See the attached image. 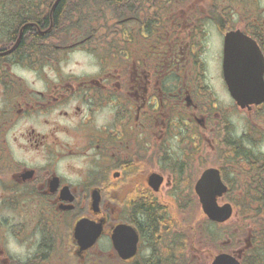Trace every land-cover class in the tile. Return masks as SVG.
<instances>
[{"label":"flooded vegetation","instance_id":"1","mask_svg":"<svg viewBox=\"0 0 264 264\" xmlns=\"http://www.w3.org/2000/svg\"><path fill=\"white\" fill-rule=\"evenodd\" d=\"M79 52L90 69L67 67ZM260 54L264 0H0V264H192L174 170L214 146L232 161L231 252L264 264V104L239 108L223 77L226 57ZM82 220L100 228L85 247Z\"/></svg>","mask_w":264,"mask_h":264},{"label":"water","instance_id":"2","mask_svg":"<svg viewBox=\"0 0 264 264\" xmlns=\"http://www.w3.org/2000/svg\"><path fill=\"white\" fill-rule=\"evenodd\" d=\"M235 58H226L224 63V79L228 91L236 103L244 108L251 104H259L264 101V80L262 62L253 61L251 70L248 67H237ZM155 189L162 181L158 174L153 175ZM227 190L223 183L220 172L215 167L204 169L194 185V191L198 196L203 213L212 221L225 222L232 214V207L229 203L219 205L217 198L221 197ZM87 221H78L75 225V239L85 247L94 243L99 235L100 228L96 227L94 233L90 235L82 234V229L86 228ZM136 236L130 246L126 256L135 252ZM211 264H239L230 254L220 253L216 255Z\"/></svg>","mask_w":264,"mask_h":264},{"label":"rangeland","instance_id":"3","mask_svg":"<svg viewBox=\"0 0 264 264\" xmlns=\"http://www.w3.org/2000/svg\"><path fill=\"white\" fill-rule=\"evenodd\" d=\"M74 59L78 60L77 62H79V66L76 64L75 65L78 66L79 69H90L91 68L88 55L81 53V52L69 54L68 60L66 61L67 67H71V68L73 67L74 68V66L72 64ZM76 66H75V68H77ZM213 68H214V63L212 61H210L208 74H210V76H213L212 84H213L217 94L221 96V97L220 96H217V97L222 99L223 102H225L226 104H228V100L225 98L224 93L220 90L219 86H217L216 76H215V72H214L215 69H213ZM206 153L207 152L203 151V155H205V156H201L200 153L191 155V157H193L194 159L196 158V160H197L194 167H193V169L195 170V173L197 175L192 179V181H195L199 172L203 168L211 165L210 163L213 160V157L210 155H206ZM203 159H207L210 162L205 163V160H203ZM226 169H227V173L229 174V175L227 174L228 178L232 179L233 178L232 167L229 164H227ZM168 190H170V189H168V188L166 189V187L163 186L162 190L160 192V196L164 197V198H167V196H170L168 194L169 193ZM187 191H188V189H184V188L181 189L180 188L177 192H179L180 195L183 194V196H184V195H188ZM192 192H193V187H192ZM191 200H193L194 202L196 200L195 195L193 193L191 194ZM218 201H219V204H221L224 201H226V197H223V198L219 199ZM173 206L176 209L175 213H178V210H177L178 206L175 204ZM196 206H197V204H196ZM199 208L200 207L197 208L195 206L192 208L193 212H192L190 221L188 222V226H187L188 228H191V232L188 231V232H186V234L190 236L191 258L194 259L195 261H197L196 264H210L211 260L213 259V257L217 253L222 252L224 249L227 251L232 250V247H230V248L223 247L222 243L224 240H227V239H225V236H224L225 234H223V233L226 232L227 230L232 229V226H233L232 223L234 221L235 216H233L226 223H224V224H222L216 228V231L218 232V234L222 233L220 236H217V238H215L214 240L207 239L206 237L202 236V239L199 242L197 235L200 234V231L197 228L202 226V224H200V222H203L205 219V217L203 216V214L201 213ZM171 213H174V212L171 211Z\"/></svg>","mask_w":264,"mask_h":264},{"label":"trees","instance_id":"4","mask_svg":"<svg viewBox=\"0 0 264 264\" xmlns=\"http://www.w3.org/2000/svg\"><path fill=\"white\" fill-rule=\"evenodd\" d=\"M197 153H200L201 156H204L203 153H202V151H200V148H198V150L193 151V152H192V155H193V154H197ZM226 153H227V154H226ZM210 154H211V156L213 157V160L211 161L210 164L213 165V166H217V167H219V168L221 169L223 166H226V164H232V161H231L230 159L227 160L228 157L230 158V152H229V151H225V152H224V156H223L224 158L222 157V158L220 159L219 156H218V154L216 153V148H215V146H214V149L211 150ZM222 159H223V160H222ZM203 160H205V163H209V162H210V161L207 160V159H203ZM196 161H197L196 158L194 159L193 157H191V160H190V164H191L190 166H191V167H190L189 170H186V169H184V168H178V167H176L175 170H174V174H175V182H177V181L180 179V177H181V178H184V176H186V175L188 174L189 178L191 179L189 185H190L191 190H192V185H193V182H194V181H192V179L197 175V174L195 173V170L193 169V167H194ZM220 161H221V162H220ZM202 165H203V164H202ZM230 166H231V165H230ZM224 170H225V169H224ZM240 170H242V169L240 168ZM190 173H191V174H190ZM229 184H230V188H231V190H232V184H231V183H229ZM178 185H179V182L176 183V186H177V187H178ZM247 203H248V201H247ZM247 203H243V204H241V205L246 206ZM195 205H196V203H191V208H193ZM182 206L184 207V204H183ZM182 206H181V207H182ZM204 224H206V227H205V229L201 230V232H200V234H199V239L201 240V239H202V236H203V237H206L207 239H212V240H214L215 237H217L218 232L216 231L215 228H213L214 226H212V223H210L209 221H205ZM215 226H216V225H215Z\"/></svg>","mask_w":264,"mask_h":264},{"label":"clouds","instance_id":"5","mask_svg":"<svg viewBox=\"0 0 264 264\" xmlns=\"http://www.w3.org/2000/svg\"><path fill=\"white\" fill-rule=\"evenodd\" d=\"M7 247L9 252L12 254H18L20 256H23L25 253V249L22 246H19L16 241L12 238H9Z\"/></svg>","mask_w":264,"mask_h":264}]
</instances>
